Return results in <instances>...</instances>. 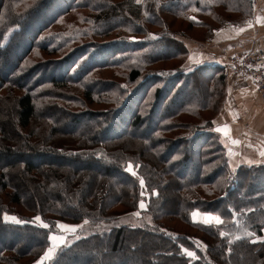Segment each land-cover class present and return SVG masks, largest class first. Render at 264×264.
<instances>
[{"label":"trees","instance_id":"16d2710c","mask_svg":"<svg viewBox=\"0 0 264 264\" xmlns=\"http://www.w3.org/2000/svg\"><path fill=\"white\" fill-rule=\"evenodd\" d=\"M252 13L253 0H0V264H264V164L231 172L213 124L223 68H181L190 34L173 29L208 40ZM144 199L150 222L44 259L57 222L100 228Z\"/></svg>","mask_w":264,"mask_h":264},{"label":"crops","instance_id":"0c3cea01","mask_svg":"<svg viewBox=\"0 0 264 264\" xmlns=\"http://www.w3.org/2000/svg\"><path fill=\"white\" fill-rule=\"evenodd\" d=\"M253 36H257L264 47V0H254L252 20L248 25L240 28L221 27L211 39L185 42L189 54L183 67L187 71L203 64L223 68L225 94L213 118V124L225 147L232 173L242 165L264 164V100L251 81L234 85L226 68L230 55L246 48ZM210 218V223L221 221L216 214H194V219L198 222L204 223Z\"/></svg>","mask_w":264,"mask_h":264},{"label":"rangeland","instance_id":"374dc122","mask_svg":"<svg viewBox=\"0 0 264 264\" xmlns=\"http://www.w3.org/2000/svg\"><path fill=\"white\" fill-rule=\"evenodd\" d=\"M253 3H254V0H253ZM179 24H181V26H179ZM179 24H176L173 26V29L175 30H185L187 31L190 36L189 37H179L180 40H182L184 43L187 41V40H205L203 38V34L204 31L203 30H187L188 27H187V23H179ZM141 39L143 38V36H140V37H133L132 36V39ZM44 59H48V58H56V57H48V56H45L43 55L42 56ZM35 60V59H34ZM185 58L182 59V63H181V68L182 66H184V61ZM177 64L174 62H170V63H165L164 66L165 68H173L175 67ZM261 98V97H260ZM262 99V98H261ZM215 116V115H214ZM214 118V117H213ZM133 164L130 163L128 165V167L130 166L133 170ZM147 196L146 195H143V198L147 199L146 198ZM144 200L143 203H144V208H139L138 211H135V212H130V213H127V214H122L120 216H117V218L107 224H102L100 225V228L95 226V225H92L89 223V221L85 220L81 223H65V222H57V225H56V229H57V232L55 233H52L51 236L55 235L57 237V240L56 241H51V244H50V247L49 248H52L54 245L56 246V250L55 252L57 251V249L59 248V246H61V244H70L72 243L74 240L80 238L81 236H87L89 235V233H92L98 229L100 230H103L104 228H110V227H113L115 225H121V224H128V225H133V226H136V225H139V224H146L147 222H150L151 221V217L149 215H146L144 214V211L147 209V202ZM8 216H15V217H18L14 214H7ZM19 218V217H18ZM36 223H39L40 225H44L45 223L42 221V219H40L39 221H36ZM63 224V225H67V226H75L76 227V231L75 232H72L71 231V228H61L60 225ZM71 224V225H69ZM50 236V238H51ZM55 252L52 254L51 258L54 256ZM50 258V259H51Z\"/></svg>","mask_w":264,"mask_h":264},{"label":"built area","instance_id":"2783aa9c","mask_svg":"<svg viewBox=\"0 0 264 264\" xmlns=\"http://www.w3.org/2000/svg\"><path fill=\"white\" fill-rule=\"evenodd\" d=\"M226 68L234 85L251 81L264 100V47L257 36L250 39L246 48L230 55Z\"/></svg>","mask_w":264,"mask_h":264},{"label":"snow or ice","instance_id":"6c2138e0","mask_svg":"<svg viewBox=\"0 0 264 264\" xmlns=\"http://www.w3.org/2000/svg\"><path fill=\"white\" fill-rule=\"evenodd\" d=\"M122 87H126V86H122ZM262 155H264V153H262ZM127 171H129L131 173L132 172V168L129 166L127 168ZM143 183H144V181L141 179L140 180V184H143ZM139 207L140 208H144L143 201L140 202ZM40 219L41 218L39 216H37V217L34 218V220H36V221H39ZM211 219L212 218H210L209 221H204V223H210L211 222ZM4 221L5 222H13V223H16V224L28 223L27 221L20 220L18 217L8 216L7 214L4 215ZM216 222L219 223L220 221L217 220ZM43 227L44 228H48V225L47 224H44ZM60 227L62 229L63 228H69L70 227L72 232H75L76 231V227L75 226H67V225L61 224ZM51 240L56 241L57 240V237L55 235H53V236H51ZM260 242H264V241H260ZM55 250H56V246L55 245L52 248H49L48 251H47V253L45 254L44 259H50L51 256H52V254L55 252ZM38 264H40V262H38Z\"/></svg>","mask_w":264,"mask_h":264},{"label":"bare ground","instance_id":"6f19581e","mask_svg":"<svg viewBox=\"0 0 264 264\" xmlns=\"http://www.w3.org/2000/svg\"><path fill=\"white\" fill-rule=\"evenodd\" d=\"M235 52H237V51H235Z\"/></svg>","mask_w":264,"mask_h":264}]
</instances>
